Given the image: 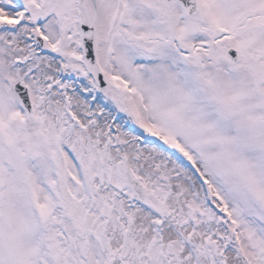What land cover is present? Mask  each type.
Masks as SVG:
<instances>
[{"label":"snow or ice","instance_id":"6c2138e0","mask_svg":"<svg viewBox=\"0 0 264 264\" xmlns=\"http://www.w3.org/2000/svg\"><path fill=\"white\" fill-rule=\"evenodd\" d=\"M0 264H264V0H0Z\"/></svg>","mask_w":264,"mask_h":264}]
</instances>
